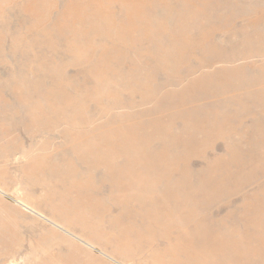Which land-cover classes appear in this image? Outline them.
Segmentation results:
<instances>
[{"label": "rangeland", "instance_id": "374dc122", "mask_svg": "<svg viewBox=\"0 0 264 264\" xmlns=\"http://www.w3.org/2000/svg\"><path fill=\"white\" fill-rule=\"evenodd\" d=\"M0 264H264V0H0Z\"/></svg>", "mask_w": 264, "mask_h": 264}, {"label": "bare ground", "instance_id": "6f19581e", "mask_svg": "<svg viewBox=\"0 0 264 264\" xmlns=\"http://www.w3.org/2000/svg\"><path fill=\"white\" fill-rule=\"evenodd\" d=\"M24 14V13H23ZM26 17V16H25ZM26 22V21H25ZM75 81V80H74ZM78 81V80H77ZM110 170V169H109ZM116 172V171H115ZM117 174L119 173L118 171L116 172ZM117 176V175H116ZM115 177V176H114ZM113 177V178H114ZM118 177V176H117ZM116 177V178H117ZM172 193V192H171ZM181 194V193H180ZM167 196H168V193L166 194ZM170 196H172V195H170ZM174 197H176V196H174ZM176 199V204H175V207H174V209H178V210H184L185 209V207L182 205L183 204V200L181 201V199H179V197H176L175 198ZM166 202H167V200H165V201H163V202H161V203H157V204H155V205H153L151 208H152V210H155L156 211V209H158V211H159V213L157 214V215H160L161 213V211H162V213H168L169 214V212L171 211V209H170V211H167V210H163V209H167V207H170V206H168L167 204H166ZM180 204V206H179V204ZM68 208V207H67ZM170 208H172V207H170ZM169 210V209H168ZM173 210V209H172ZM246 210V209H245ZM157 211V212H158ZM156 212V213H157ZM172 212V211H171ZM171 212H170V214H171ZM167 215V214H166ZM160 216H162V214L160 215ZM169 216V215H168ZM171 216H173V215H171ZM183 216V215H182ZM163 217H165V215L163 216ZM161 218V217H160ZM165 218H168V217H165ZM197 226V225H196ZM194 228V227H193ZM197 228V227H196ZM201 228V227H200ZM198 229V228H197ZM193 230V229H192ZM202 232L203 231H201L200 233L202 234ZM204 233V232H203ZM211 235V234H210ZM199 236V235H198ZM197 236V237H198ZM201 238V237H200ZM252 241V240H251ZM255 248H258L257 246H255ZM255 251H257L258 252V250H255Z\"/></svg>", "mask_w": 264, "mask_h": 264}]
</instances>
